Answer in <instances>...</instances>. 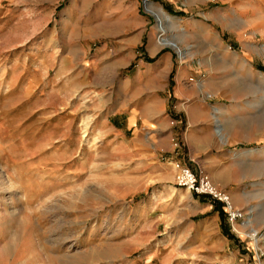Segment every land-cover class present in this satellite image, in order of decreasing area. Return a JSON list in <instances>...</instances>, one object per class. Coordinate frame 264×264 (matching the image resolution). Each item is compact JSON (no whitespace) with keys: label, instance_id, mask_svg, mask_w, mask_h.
<instances>
[{"label":"rangeland","instance_id":"1","mask_svg":"<svg viewBox=\"0 0 264 264\" xmlns=\"http://www.w3.org/2000/svg\"><path fill=\"white\" fill-rule=\"evenodd\" d=\"M259 1L0 0V264H264ZM157 49L192 67L187 83L208 75V108L233 114L220 149L200 159L208 172L181 158L187 103L171 83L126 82L158 63ZM157 98L170 150L139 110ZM173 161L227 192L237 223L220 202L178 186ZM203 197L218 215L211 234L227 244H209Z\"/></svg>","mask_w":264,"mask_h":264},{"label":"crops","instance_id":"2","mask_svg":"<svg viewBox=\"0 0 264 264\" xmlns=\"http://www.w3.org/2000/svg\"><path fill=\"white\" fill-rule=\"evenodd\" d=\"M259 2H261L262 6L264 5L262 1ZM262 6L259 4L257 11L252 13L254 17H256L258 13L260 16H264V6ZM243 11L249 13L246 11L245 7H243ZM144 24H147L146 21H144ZM258 26L263 30L261 31L263 33L264 21H260ZM185 28L188 27L186 26ZM202 29L205 33L203 34L204 46L208 49V27H202ZM159 50L160 49H157L153 52H158ZM243 53H245V51H243ZM127 56H129V60H131L133 54L131 55V53H128ZM157 58L158 63L154 65L141 64V67L137 69L133 76H130V78L128 76L126 82H130V84L137 86L138 89L139 87L142 89L146 87L155 89L158 86L164 89L171 83L173 98L176 99V101H184L187 103L184 111H179L177 115L179 120L177 121L176 132L178 131L180 133V139L183 145V156H181V158L195 169L199 168L202 170L203 166L204 170L208 172L206 164L200 159L207 153L210 155L213 150L220 149L223 125L233 114H228L224 112V110L216 111L208 108V96H206L208 92V75L204 78V80H206V85L200 82V88L198 84L187 83V78L192 67L182 65L174 67L173 55L170 51L161 49ZM262 63L264 64V61H262ZM153 101L154 100H149L145 105L140 107L139 110L142 112L145 111V113H142L144 124L146 123V125L149 126L150 123H152L156 126L155 128H157L156 130L159 133H164V139L162 141L164 148L170 150L171 144L168 140L173 133V129L169 127L166 121L165 100L157 98L154 101L156 104ZM136 112V110L130 112L128 118ZM132 122L131 117L128 119V124L131 126ZM254 132L257 135L264 133V123H259ZM231 195L237 202L238 198L236 194L232 193ZM199 206L200 212L206 215L207 220L201 225H203L206 232H208L209 244L215 246H217V243L221 245L227 244V240L224 236L219 237L211 234V231L216 229L215 226L218 221V215L213 210V204L207 201V198L203 197L202 202H199Z\"/></svg>","mask_w":264,"mask_h":264},{"label":"built area","instance_id":"3","mask_svg":"<svg viewBox=\"0 0 264 264\" xmlns=\"http://www.w3.org/2000/svg\"><path fill=\"white\" fill-rule=\"evenodd\" d=\"M172 166L175 172V183L180 187H185L191 193L206 196L220 202L230 225H235L243 216L240 209L234 206L231 196L218 188L206 173L202 171L194 172L188 166L178 161H173Z\"/></svg>","mask_w":264,"mask_h":264},{"label":"bare ground","instance_id":"4","mask_svg":"<svg viewBox=\"0 0 264 264\" xmlns=\"http://www.w3.org/2000/svg\"><path fill=\"white\" fill-rule=\"evenodd\" d=\"M157 15H158V13H157ZM160 25H161V23H160ZM161 28L163 30V27L162 26H161ZM158 43L161 44V45H165V44H168L169 41H167L166 39H164V38L161 37V38H159Z\"/></svg>","mask_w":264,"mask_h":264}]
</instances>
